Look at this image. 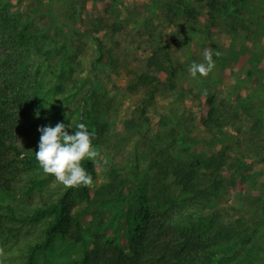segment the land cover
<instances>
[{
	"label": "rangeland",
	"instance_id": "1",
	"mask_svg": "<svg viewBox=\"0 0 264 264\" xmlns=\"http://www.w3.org/2000/svg\"><path fill=\"white\" fill-rule=\"evenodd\" d=\"M228 1L227 8L214 10L202 1L191 0L197 13L187 18L185 12L167 13L166 5L173 0H0V9H4L0 10V63L5 59L12 63L9 87H30L38 97L43 111L27 112L32 123L54 127L63 122L74 127L83 119L93 128L98 118L107 120L111 131L121 130L114 144L96 146L101 155L93 163L96 175L90 189L107 181L105 163L113 159L123 166L131 147L141 151L144 144L165 146L172 137L171 127L179 129L181 124L182 128L189 125L196 139L207 140L212 132L202 121L210 111L225 113L230 123L217 130L225 139L203 144L202 152L211 156L224 149L222 171L244 178L237 176L235 185L217 205L203 210L194 204L183 216L208 213L235 224V238L223 248L234 255L214 264H264V0ZM106 4L111 8L107 15L110 24L98 32L95 29ZM113 23L119 28H113ZM148 34L168 44L176 68V75L158 85L152 98L151 85H138L136 91L127 88L128 82L145 70V59L153 46L143 40ZM205 48L220 55L213 56L215 68L209 80L199 85L188 68L192 62H204ZM255 65L257 72L251 70ZM95 99L102 102L97 111ZM128 129L146 131L149 138L135 135L129 139ZM155 149L159 151L160 146L155 145ZM144 150L150 153L149 148ZM150 159L143 160V169L150 170ZM129 165L124 164L125 168ZM36 170L44 183L31 194L34 203L55 198L65 188L41 166ZM80 187L73 190V212L87 227L92 208ZM26 199L19 190H0V212L7 206L18 207ZM139 207L129 198L122 208L120 229L125 249L128 221L133 220L131 210ZM43 227L42 221L31 225V233L24 228L16 239L0 231L3 264H18L25 242L42 237ZM81 255L80 243L58 233L51 246L38 255L36 264H72Z\"/></svg>",
	"mask_w": 264,
	"mask_h": 264
},
{
	"label": "trees",
	"instance_id": "2",
	"mask_svg": "<svg viewBox=\"0 0 264 264\" xmlns=\"http://www.w3.org/2000/svg\"><path fill=\"white\" fill-rule=\"evenodd\" d=\"M190 1L173 0L166 5L167 13L172 11L175 15L185 12L187 18L195 16L197 12ZM198 1L214 10L227 8L230 4L228 0ZM234 1L239 4L242 0ZM110 12L111 8L106 4L95 30L101 32L109 26L107 15ZM111 26L119 28L115 23ZM144 38L146 44L153 45L145 59V70L136 74L128 82L127 88L136 91L138 85H151L152 98L158 85L176 75V68L168 44L155 40L152 34ZM11 67L10 59L0 63V190H19L27 199L18 207L7 206V210L0 212V231L16 239L24 228L31 233V225L44 222L42 237L25 242L18 254V264H36L38 255L51 246L58 233L80 243L82 247L81 257L72 264H214L234 255V251L223 249L235 238L234 223H225L219 219V215L208 213H199L194 218L190 217V212L183 216V212L194 204L203 210L217 205L229 187L235 185L236 177L244 178L231 172L227 176L222 171L226 164L224 149L211 156L202 152L203 144L213 145L225 139L217 134L218 129L230 123L225 113L217 115L210 111L202 121L203 126H208V131L212 132V137L207 140L196 139L190 134V126L182 128L181 124L179 129L171 127L172 137L165 146L159 145V142L144 144L141 151H137L135 146L131 147L122 167L111 157L112 160L104 164L105 170L109 171L107 181L94 189L80 187L92 208L86 227L77 212H73V190L76 187H65L50 200L33 202L31 194L44 183V179L36 174V168L40 165L35 158L41 135L37 128L43 122L32 123L27 112L32 109L34 114H40L43 108L30 87L15 90L8 86ZM251 70L257 72V66ZM196 79L202 85L209 80V75H199ZM109 101L105 103L106 108L110 107ZM93 106L95 111L100 110L102 102L95 99ZM17 113H21L20 117ZM78 123L85 122L80 119ZM88 129L96 133L93 144L105 147L114 144L116 135L121 131H111L110 123L98 118L94 127ZM66 130L70 134L74 132V129ZM139 130L128 129V138L135 135L149 138L146 131L141 133ZM155 145L160 146L159 151ZM148 148L150 153L144 150ZM169 150L173 152L168 153ZM147 157H151L150 170L142 168V162ZM127 162L130 165L125 168ZM81 163L92 176L96 175L93 162L85 158ZM129 198L135 199L140 207L131 210L133 220L128 221L131 225L125 249L121 241L120 221L122 208ZM183 218L188 220L183 222ZM3 262L0 258V264Z\"/></svg>",
	"mask_w": 264,
	"mask_h": 264
},
{
	"label": "clouds",
	"instance_id": "3",
	"mask_svg": "<svg viewBox=\"0 0 264 264\" xmlns=\"http://www.w3.org/2000/svg\"><path fill=\"white\" fill-rule=\"evenodd\" d=\"M219 56V52H214L211 48L203 50L204 62H192L188 72L192 78L197 74L207 77L215 68L213 56ZM74 129L72 134L66 129ZM37 131L41 134L38 143V151L35 158L44 173L55 177V181L65 187L73 188L77 186L88 187L93 185L91 173L82 166V161L87 158L96 163L100 157V151L93 144L96 137L95 131H89L85 123H77L75 128L69 123L65 125L58 122L53 126H40ZM4 249L0 248V255Z\"/></svg>",
	"mask_w": 264,
	"mask_h": 264
}]
</instances>
